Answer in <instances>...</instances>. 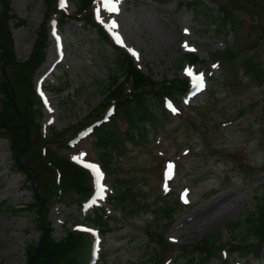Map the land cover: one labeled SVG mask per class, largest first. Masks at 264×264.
I'll list each match as a JSON object with an SVG mask.
<instances>
[{"label": "rangeland", "instance_id": "obj_1", "mask_svg": "<svg viewBox=\"0 0 264 264\" xmlns=\"http://www.w3.org/2000/svg\"><path fill=\"white\" fill-rule=\"evenodd\" d=\"M2 1L10 10L7 27L16 61L25 62L36 31L45 22L44 1ZM234 1L92 0L95 23L105 30L107 43L83 22L70 20L61 25L57 14L47 23L45 60L21 89L31 83L40 101L31 111L32 117L39 115L32 133H39L45 140L42 144L48 143V153L103 170V194L89 201L81 200L72 188L62 189L61 180L54 178L61 195L60 203H55L49 195L56 191L51 172L45 169L41 178L49 197L45 219L54 239H63L66 229L79 231L80 225L96 231L93 242L99 241L100 249L90 264H100L101 256L106 264H155L149 259L153 250L156 262L163 259V264H182L184 252L193 254V264H264V247L256 258L232 253L238 242H232L226 226L256 213L264 200V0H255L253 7L246 0ZM65 4L59 6L62 11L73 14L71 0ZM113 4L117 10L109 11ZM226 17L230 23L222 28ZM18 20L25 23L16 27ZM114 36L123 43H117ZM115 45L154 81L190 83L194 74H202L206 90L191 96L189 87L179 101L173 100L176 111H164L154 119L146 138L127 142L123 157L111 151L109 167H105L94 133L78 141L76 135L109 117L104 113L94 122L114 68ZM182 55L195 56L194 65L181 60ZM250 56H255L261 68L247 76L244 61ZM125 127L117 121L113 134L122 135ZM52 130L63 135L59 142L52 143ZM12 164L9 144L0 132V204L6 202L18 210L0 212V263L25 264V248L39 240V232L34 215L19 211L33 202V192L23 189L26 179L12 170ZM116 196H122L123 202ZM155 203L167 206L169 215L156 209ZM213 204L204 220L187 225ZM96 207L112 218L104 227L85 219ZM157 236L164 245L156 244ZM205 236L212 245L210 261L205 260L206 249L195 248Z\"/></svg>", "mask_w": 264, "mask_h": 264}, {"label": "trees", "instance_id": "obj_2", "mask_svg": "<svg viewBox=\"0 0 264 264\" xmlns=\"http://www.w3.org/2000/svg\"><path fill=\"white\" fill-rule=\"evenodd\" d=\"M43 1L46 10L45 22L36 31V39L29 58L22 63L16 61L12 41L9 38L4 40L1 38V18L7 6L3 1L1 2L3 9L0 11V132H2L3 138L9 144V149L13 157L12 170L15 173L24 175L26 180L23 184V189H31L33 192V202L24 206L19 211H25L34 215L33 220L35 228L39 232L40 245L38 248V243L36 242L25 248V264H29L33 256V264H88L91 241L84 233L66 229L63 239L56 240L53 238L52 230L49 229L45 219V208L48 204L49 197L46 196L47 192L41 183V178L45 169L51 172V181H53L56 191L49 193V195L55 203H60L61 195L57 191L59 188L55 184L54 178L55 181L56 179L61 180L59 184L62 189L65 187L72 188L81 196V200L84 201L88 200L91 196V179L87 172L75 166L69 160L62 157L59 158L56 155L53 157L50 152L48 153L50 149L48 147L46 148L48 143L44 144L45 140L39 136V133L36 135L32 133L33 122L39 118V115L32 117L31 111L34 106L40 104V101L31 83L26 86V89H21V86H24L23 83L27 82L26 79L28 80L29 78L31 80L30 75L45 60L49 46L48 28L46 26L52 16L59 14L61 25L70 20L73 22H83L84 26L88 29H95L96 37L103 43H107L108 38L93 20L90 12L93 5L92 0H71L74 6L73 14H67L58 10L56 6L57 0ZM254 3L255 0H246L245 2L249 7H253ZM9 11L8 9L4 18L6 26H8V21L11 17L8 14ZM221 13L223 17L226 16L224 8ZM24 23L25 21L18 20L15 26L19 27ZM229 23L226 17L221 27L224 28ZM113 53L114 68L110 69V76H108L107 87L105 89L106 95L104 97V103L97 109L96 118L99 115L101 116L105 108L109 106H113L114 113L108 122L94 129L95 145L103 149L101 157L105 167H109L112 158L111 151H114L121 158L125 153L127 142L133 143L139 138L138 136H141V139L146 138L149 124L165 111L163 107L164 98L169 97L178 100L186 91L188 85L186 80L178 79L163 82L154 81L150 75H146L137 69L131 58L122 49L113 46ZM193 57L195 56L182 55L181 60L193 64L195 63ZM3 65L6 68L7 76L13 86L16 106L19 108L24 122L13 106L10 86L3 73ZM244 68L246 71L242 72L248 76L250 71H257L261 66L255 56H250L244 61ZM119 120L123 121L126 127L122 135H118L117 133L114 135L113 126ZM24 123L29 129V133L24 144H22L25 133ZM50 136L54 140L52 143H54L55 141L59 142L63 135L52 130ZM40 141H44L43 144ZM22 145H24V149L18 159L17 155ZM42 150L44 151L42 152ZM40 161H44L45 164H42ZM56 173L58 177H55ZM35 175L37 176L36 191L34 190ZM122 189H124L123 186L119 191L120 193L123 192ZM117 198L118 196H116ZM117 200L119 203L123 202L122 196ZM110 202L113 204L114 196L110 198ZM78 203L80 205L81 201ZM154 207L169 215L167 206L161 208V205L159 206L158 203H155ZM3 210L9 213H16L18 211L6 202L0 204V212ZM91 213L85 219L95 225L104 227L107 225V221L112 219L106 215L105 210L101 207L94 208ZM226 226L232 235V242H238L233 244L232 253L235 252L243 257L249 254H252L255 258L258 257L261 249L264 247V200H260V205L256 213L246 215L242 221L226 223ZM207 236L198 241L195 248L199 250L206 249L205 260L210 261L212 252L209 250V247L212 245L206 243ZM157 238L156 244L158 246L165 244L161 236H157ZM82 253H86V256L82 257ZM190 255L191 252H184L183 256H181L182 264H193L196 261L193 254ZM149 259L155 262V264H161L163 261L162 259L161 263L159 260L156 262L157 256L154 250ZM99 263L106 264V258L101 256Z\"/></svg>", "mask_w": 264, "mask_h": 264}, {"label": "snow or ice", "instance_id": "obj_3", "mask_svg": "<svg viewBox=\"0 0 264 264\" xmlns=\"http://www.w3.org/2000/svg\"><path fill=\"white\" fill-rule=\"evenodd\" d=\"M112 2V0H106V3H111ZM60 6L61 7H65L66 6V4H65V0H60ZM117 9H116V7H115V5L113 4L110 8H109V11H116ZM112 27H116V25H115V23H113L112 24ZM114 39L116 40V42L117 43H120V44H122L123 43V41L121 40V38L119 37V36H114ZM185 47L187 48V45H185ZM189 50H194V49H189ZM129 52L132 54V55H134V56H136L137 58H138V54L134 51V50H132V49H129ZM186 74H189V75H191V71L190 70H186ZM196 80L198 81V87L199 88H202L203 87V78H202V75L201 76H198V77H196ZM86 167H91V168H93L95 171H99L97 168H96V166H94V165H86ZM169 167H171V166H169Z\"/></svg>", "mask_w": 264, "mask_h": 264}, {"label": "water", "instance_id": "obj_4", "mask_svg": "<svg viewBox=\"0 0 264 264\" xmlns=\"http://www.w3.org/2000/svg\"><path fill=\"white\" fill-rule=\"evenodd\" d=\"M3 21H4V16H3L2 19H1V25H2V27H1L2 40H4L6 37H8V32H5ZM3 72H4V74H5V69H4V68H3ZM11 98H12V103H13L14 107L16 108V111L18 112V114H19V115L21 116V118H22V114L20 113V111L18 110V108H17L16 105H15V101H14V93H13V90H12V89H11ZM27 134H28V129H27V127H26V131H25V134H24V136H23V139H24V140L26 139ZM22 150H23V147L21 148V150H20L19 153H18V158L20 157V153H21ZM35 181H36V177H35ZM35 190H36V188H35ZM38 245H39V244H38ZM30 264H33V258L31 259Z\"/></svg>", "mask_w": 264, "mask_h": 264}, {"label": "bare ground", "instance_id": "obj_5", "mask_svg": "<svg viewBox=\"0 0 264 264\" xmlns=\"http://www.w3.org/2000/svg\"><path fill=\"white\" fill-rule=\"evenodd\" d=\"M214 205L215 204L209 205L208 207H206L199 215H196L193 219H191L189 222H187V225H191L194 222L204 220L207 217L208 212L212 211Z\"/></svg>", "mask_w": 264, "mask_h": 264}]
</instances>
